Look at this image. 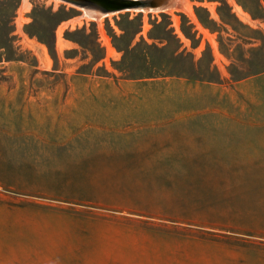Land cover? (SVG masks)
I'll list each match as a JSON object with an SVG mask.
<instances>
[{
    "label": "rangeland",
    "instance_id": "rangeland-1",
    "mask_svg": "<svg viewBox=\"0 0 264 264\" xmlns=\"http://www.w3.org/2000/svg\"><path fill=\"white\" fill-rule=\"evenodd\" d=\"M57 1L0 0V264H264V0Z\"/></svg>",
    "mask_w": 264,
    "mask_h": 264
},
{
    "label": "bare ground",
    "instance_id": "bare-ground-1",
    "mask_svg": "<svg viewBox=\"0 0 264 264\" xmlns=\"http://www.w3.org/2000/svg\"><path fill=\"white\" fill-rule=\"evenodd\" d=\"M24 1V7H28L29 4H27V0H23ZM57 1V0H56ZM60 1V0H58ZM57 1V2H58ZM131 1H139V2H142V5H139V6H135V7H132V8H125L126 10H130V9H136V10H145L147 9L146 7L149 6L148 4V0H131ZM186 1V0H185ZM177 2V1H176ZM23 3V2H22ZM181 3V2H180ZM57 4V3H56ZM74 4V3H72ZM75 6L79 7L80 9L84 10L85 11V14L86 16H96L98 13H101L103 15H107L106 12H104L101 8H98L96 6H93V5H76L74 4ZM171 6V5H170ZM24 7L22 6V8L24 9ZM158 8H161V7H158ZM168 8V7H167ZM166 9V8H165ZM159 10V9H158ZM26 11V10H25ZM186 11V10H185ZM190 11V10H189ZM146 12V11H145ZM79 18V17H78ZM81 18V17H80ZM74 21H71L70 23L72 24ZM65 23V22H64ZM73 25V24H72ZM64 26V25H63ZM67 26V25H66ZM62 31V28H60L58 30V37L61 35V32ZM60 42V41H59Z\"/></svg>",
    "mask_w": 264,
    "mask_h": 264
},
{
    "label": "water",
    "instance_id": "water-1",
    "mask_svg": "<svg viewBox=\"0 0 264 264\" xmlns=\"http://www.w3.org/2000/svg\"><path fill=\"white\" fill-rule=\"evenodd\" d=\"M67 2L74 3L76 5H88V4H94L96 6V2L93 0H64ZM122 5L120 8H132L135 6L142 5V2L139 1H131V0H122ZM98 6V5H97ZM100 8V7H99ZM102 9V8H101ZM103 11H106L105 9H102Z\"/></svg>",
    "mask_w": 264,
    "mask_h": 264
},
{
    "label": "trees",
    "instance_id": "trees-1",
    "mask_svg": "<svg viewBox=\"0 0 264 264\" xmlns=\"http://www.w3.org/2000/svg\"><path fill=\"white\" fill-rule=\"evenodd\" d=\"M95 1L96 3L100 2H104L105 4H115V5H118V7H121L122 5V0H93ZM121 3V5H120ZM252 17L254 20H260V21H264V18L262 16H258V15H254L252 14ZM225 24L229 25V22H227L226 20H223Z\"/></svg>",
    "mask_w": 264,
    "mask_h": 264
}]
</instances>
